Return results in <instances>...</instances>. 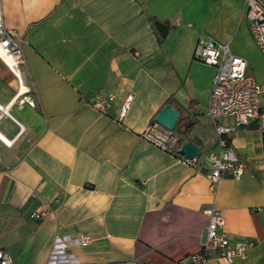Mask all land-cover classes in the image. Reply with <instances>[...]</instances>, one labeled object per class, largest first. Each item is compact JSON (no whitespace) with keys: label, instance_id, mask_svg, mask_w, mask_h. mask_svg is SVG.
Wrapping results in <instances>:
<instances>
[{"label":"crops","instance_id":"1","mask_svg":"<svg viewBox=\"0 0 264 264\" xmlns=\"http://www.w3.org/2000/svg\"><path fill=\"white\" fill-rule=\"evenodd\" d=\"M244 4L1 0L23 58L13 68L0 54V248L15 264H190L206 232V207L220 209L231 240L254 242L231 262L210 251L208 264H264L261 132L246 126L229 135L246 167L238 178L223 175L214 189L179 157L187 140L200 153L217 149L206 114L215 68L193 56L199 39L228 42L264 83L253 72L264 61ZM155 20L166 24L164 36ZM98 92L114 95L105 112L89 103ZM25 93L34 105L22 101ZM127 94L129 108L118 119ZM166 103L187 123L174 152L142 137ZM42 201L47 213L31 217ZM80 235L89 242H76ZM57 237L68 246L55 250Z\"/></svg>","mask_w":264,"mask_h":264},{"label":"built area","instance_id":"2","mask_svg":"<svg viewBox=\"0 0 264 264\" xmlns=\"http://www.w3.org/2000/svg\"><path fill=\"white\" fill-rule=\"evenodd\" d=\"M243 15L254 43L259 48L264 61V0H245ZM0 49L16 58L14 66L23 62L22 50L17 31L4 23L0 0ZM193 56L215 68L208 96L206 114L212 120L217 135V149L191 157L180 154V160L203 173L214 189L216 182L226 173L240 177L246 163L237 156L229 143V135L246 126H254L264 137V83L258 82L248 72L247 60L230 49L228 42H219L212 37L199 39L193 50ZM114 99L111 93H96L89 103L94 110L105 112ZM131 95L127 94L119 107L118 119L129 108ZM22 101L34 105L30 94H24ZM142 137L165 151L174 152L178 135L168 127L155 120L150 122L142 132ZM180 151V150H179ZM49 204L42 201L40 208L31 212V217L42 218L48 211ZM207 216L204 238L197 252L191 254L190 264H208V253L214 251L216 257L224 262H231L236 257L244 258L247 250L254 245L250 239L231 240L224 230V216L216 207H206ZM80 244H87L89 237L80 235L75 238ZM66 238L57 237L53 248L64 249L68 246ZM0 264H15L6 250L0 248ZM110 264H156L137 258L125 259Z\"/></svg>","mask_w":264,"mask_h":264},{"label":"water","instance_id":"3","mask_svg":"<svg viewBox=\"0 0 264 264\" xmlns=\"http://www.w3.org/2000/svg\"><path fill=\"white\" fill-rule=\"evenodd\" d=\"M155 25L159 33L162 36H164L167 30L166 24L159 20H155ZM178 119H179V111L171 103L164 104L154 117V120L159 124H161L162 126L176 130L179 129V127L177 126ZM196 151H197V145L191 140L185 141L180 147V153L188 157L193 156Z\"/></svg>","mask_w":264,"mask_h":264},{"label":"bare ground","instance_id":"4","mask_svg":"<svg viewBox=\"0 0 264 264\" xmlns=\"http://www.w3.org/2000/svg\"><path fill=\"white\" fill-rule=\"evenodd\" d=\"M0 54L5 58V60L11 64L10 66H12L13 68L15 67L14 64H15V60L16 58L14 56H11L9 54H6L5 52H3V50L0 49ZM1 56V57H2ZM22 78V77H21ZM25 86V85H24ZM26 88V87H25Z\"/></svg>","mask_w":264,"mask_h":264},{"label":"rangeland","instance_id":"5","mask_svg":"<svg viewBox=\"0 0 264 264\" xmlns=\"http://www.w3.org/2000/svg\"><path fill=\"white\" fill-rule=\"evenodd\" d=\"M253 72L254 74H264V66H254L253 68ZM173 131L178 134L179 132H182L181 130H176V129H173ZM2 239V237L0 238V240Z\"/></svg>","mask_w":264,"mask_h":264},{"label":"trees","instance_id":"6","mask_svg":"<svg viewBox=\"0 0 264 264\" xmlns=\"http://www.w3.org/2000/svg\"><path fill=\"white\" fill-rule=\"evenodd\" d=\"M177 126L179 127L178 130L184 131L187 128V123L181 124L180 120L177 121Z\"/></svg>","mask_w":264,"mask_h":264}]
</instances>
